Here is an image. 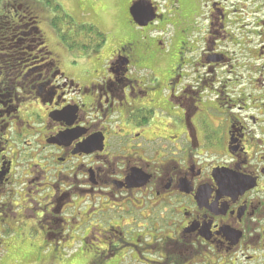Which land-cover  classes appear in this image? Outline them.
<instances>
[{"label":"flooded vegetation","instance_id":"obj_1","mask_svg":"<svg viewBox=\"0 0 264 264\" xmlns=\"http://www.w3.org/2000/svg\"><path fill=\"white\" fill-rule=\"evenodd\" d=\"M138 1L107 56L4 16L0 246L26 227L96 242L87 264H264V0H143L147 27Z\"/></svg>","mask_w":264,"mask_h":264},{"label":"rangeland","instance_id":"obj_2","mask_svg":"<svg viewBox=\"0 0 264 264\" xmlns=\"http://www.w3.org/2000/svg\"><path fill=\"white\" fill-rule=\"evenodd\" d=\"M42 1L43 0H8V2L12 4L14 3L15 6L14 8L6 7L4 9L6 12L5 15L10 19H12V16L15 14L19 15L18 18L21 20V27H23L21 31L31 34V32H33L32 27L35 25L26 24L29 18H23L24 15L19 14L18 12L21 11V13H23L24 8L16 5L24 6L26 2L31 6L34 5L32 9L30 8V11H32L33 16L36 18L38 23L36 26L40 27L41 34H43L50 50L58 53L61 50H59L55 31L52 27L51 19L54 18L52 15L53 11L46 9ZM130 1L131 0H54V3L62 8V12L69 15L73 19V25H93L98 28L99 31L106 34L111 42L110 37L113 35L117 37L124 33H131L135 30L131 24H128L127 19V8ZM157 1L159 2V0ZM182 6L185 7V10H187L184 12V15L189 14V0H182ZM61 14L64 15L63 13H59L57 17L61 18ZM9 18H2L0 22V32L6 31ZM10 23L13 24L12 22ZM68 26L69 25L63 26L62 30L67 32ZM107 36H105V39ZM113 46L114 42L112 41L108 46V54L104 56L110 54ZM40 47L41 45H38L36 47L37 50H41ZM27 231L26 227L21 229L17 228L15 236L3 240L4 242H2V246H0V258L2 260V264H87L90 258H92L91 255L95 252V249L98 248L96 242L88 241L87 244H84L82 247L85 254L82 255L81 252H78V250L76 251V248L79 247L80 244H77V247L73 249L70 247L66 250L65 248L71 245L62 243L54 246V244H52L53 241L50 240L49 243L51 244L46 247L47 244L43 243V239L41 237L37 238V234L35 232L28 235ZM46 249L48 253H43ZM247 254H244L243 256L245 261H247L246 257L249 258L252 256L254 259L257 258L256 254H254L252 250ZM129 263L130 260L127 259V264ZM243 263L248 264V262ZM260 263H262V261L252 262V264Z\"/></svg>","mask_w":264,"mask_h":264},{"label":"trees","instance_id":"obj_3","mask_svg":"<svg viewBox=\"0 0 264 264\" xmlns=\"http://www.w3.org/2000/svg\"><path fill=\"white\" fill-rule=\"evenodd\" d=\"M42 2H43L44 7H46V9H49V10L53 11V14H55L53 16L54 18L51 19L52 27H53L56 35L65 44H66L67 41L71 42L73 40L70 43V46H72L75 49L83 47V44L81 42H77L78 36H79L78 32H82V31H85L87 33H89V32L93 33V35H96L98 40H101V43L103 44V41L105 40L106 34H104L101 31H99L98 28H96L95 26L73 25V21H72L73 19L69 15L65 14L64 12H62V8L60 6H58V5H56L54 3V0H43ZM14 6H15L14 3L12 4V3L8 2V0H0V22H1L2 18L4 16H6L5 15L6 12L4 11V9L6 7L14 8ZM16 6L24 8V10H23L24 12L23 13H21V11H18V12H19V14L24 15L23 18H25V17L29 18L28 22L26 23L27 25L32 24L33 22L36 21V18L33 16L32 11H30L34 5L31 6L29 3L26 2V4L24 6L23 5H16ZM59 13H63L64 15L61 14L62 17L59 18V17H57V15H59ZM18 17H19V15H18ZM65 24L69 25L67 27V32L62 30V27L66 26ZM72 31H74V34H70Z\"/></svg>","mask_w":264,"mask_h":264},{"label":"water","instance_id":"obj_4","mask_svg":"<svg viewBox=\"0 0 264 264\" xmlns=\"http://www.w3.org/2000/svg\"><path fill=\"white\" fill-rule=\"evenodd\" d=\"M133 21L140 27H147L157 19L153 4L149 1H138L130 9Z\"/></svg>","mask_w":264,"mask_h":264}]
</instances>
